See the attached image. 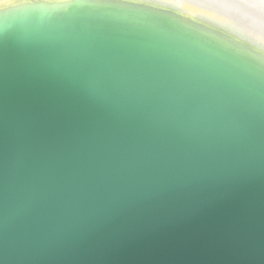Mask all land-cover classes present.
<instances>
[{"label": "water", "instance_id": "1", "mask_svg": "<svg viewBox=\"0 0 264 264\" xmlns=\"http://www.w3.org/2000/svg\"><path fill=\"white\" fill-rule=\"evenodd\" d=\"M100 5L0 19V264H264V73Z\"/></svg>", "mask_w": 264, "mask_h": 264}, {"label": "bare ground", "instance_id": "2", "mask_svg": "<svg viewBox=\"0 0 264 264\" xmlns=\"http://www.w3.org/2000/svg\"><path fill=\"white\" fill-rule=\"evenodd\" d=\"M73 3L101 4L100 6L107 5L110 7L114 5L116 10L126 12H137L140 10L142 12H152V14L157 16L169 18L179 23L180 26L187 29L189 32L196 33L235 52L238 56L247 60L250 64L264 73V54L252 46V44H249L251 39H249L250 37L244 31L239 29L237 32L236 30L238 35L241 36L237 38L211 28L196 18L190 19L171 9L147 3L130 2V0H0V19L12 14H22L38 10H59ZM225 3L243 15V23L245 22L255 27L261 37L259 38L260 40H255L257 41L255 45L259 47L264 41V0H225ZM234 28H236V26H234Z\"/></svg>", "mask_w": 264, "mask_h": 264}, {"label": "rangeland", "instance_id": "3", "mask_svg": "<svg viewBox=\"0 0 264 264\" xmlns=\"http://www.w3.org/2000/svg\"><path fill=\"white\" fill-rule=\"evenodd\" d=\"M155 1V2H153ZM141 0V3H147L158 7H164L180 13L187 18H196L202 21L205 25L230 34L237 38L238 30H242L250 37L252 44L260 52L264 54V41L258 47L255 45L261 38L255 27L243 23V15L238 13L233 8L229 7L225 0ZM241 22V23H240ZM236 28H234V26ZM242 28V29H241ZM237 30V32H236ZM254 39V40H252ZM264 40V39H263ZM254 41V42H253ZM248 43V41H247ZM254 43V44H253Z\"/></svg>", "mask_w": 264, "mask_h": 264}, {"label": "snow or ice", "instance_id": "4", "mask_svg": "<svg viewBox=\"0 0 264 264\" xmlns=\"http://www.w3.org/2000/svg\"><path fill=\"white\" fill-rule=\"evenodd\" d=\"M130 2H141V0H130Z\"/></svg>", "mask_w": 264, "mask_h": 264}]
</instances>
